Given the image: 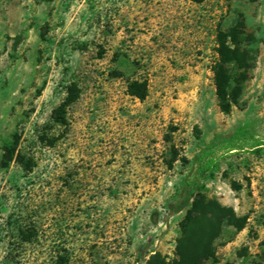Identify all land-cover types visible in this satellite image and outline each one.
<instances>
[{
	"label": "rangeland",
	"instance_id": "374dc122",
	"mask_svg": "<svg viewBox=\"0 0 264 264\" xmlns=\"http://www.w3.org/2000/svg\"><path fill=\"white\" fill-rule=\"evenodd\" d=\"M231 30L245 80L223 112ZM207 149L204 194L238 218L202 264H264V0H0V264L170 263Z\"/></svg>",
	"mask_w": 264,
	"mask_h": 264
},
{
	"label": "trees",
	"instance_id": "16d2710c",
	"mask_svg": "<svg viewBox=\"0 0 264 264\" xmlns=\"http://www.w3.org/2000/svg\"><path fill=\"white\" fill-rule=\"evenodd\" d=\"M191 1L201 3L204 0ZM228 36L233 47H228L221 40L219 49L221 57L219 62L214 65L215 94L219 108L223 112H229L232 105L236 103L241 84L245 80L244 76H232L229 73L228 64L234 63L239 67L244 65L240 62L239 50L236 46L240 42L237 39V33L231 30ZM76 91L77 87L74 83L66 86L65 99L53 110V118L56 122H64L65 107L75 100ZM127 93L143 99L147 95L146 81H130L127 84ZM228 148L233 150L237 147L229 145ZM4 150L2 166L7 164L12 155V149L5 148ZM213 154L211 149H207L198 156L195 177L191 181L190 188L192 199L179 222L181 236L177 240L176 257L169 263L158 252H155L143 264H202L213 256V241L220 233L223 221L234 222L237 220L238 217L231 207L223 206L217 200L207 199L204 194L206 181L214 177L219 167L218 160ZM15 161L21 165L25 172L30 171L33 165L32 160L26 158L20 151L17 152Z\"/></svg>",
	"mask_w": 264,
	"mask_h": 264
},
{
	"label": "crops",
	"instance_id": "0c3cea01",
	"mask_svg": "<svg viewBox=\"0 0 264 264\" xmlns=\"http://www.w3.org/2000/svg\"><path fill=\"white\" fill-rule=\"evenodd\" d=\"M225 250H226V249H222V250H221L222 254H224V255L226 254V253H224ZM237 259H238V258H237ZM223 260H224V259H221V262H222ZM230 262H232V263H230V264H239V261L236 260V262H234L233 259H231Z\"/></svg>",
	"mask_w": 264,
	"mask_h": 264
}]
</instances>
